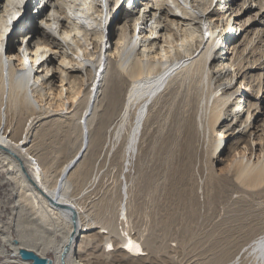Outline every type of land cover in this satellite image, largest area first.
Returning a JSON list of instances; mask_svg holds the SVG:
<instances>
[{
	"label": "bare ground",
	"instance_id": "6f19581e",
	"mask_svg": "<svg viewBox=\"0 0 264 264\" xmlns=\"http://www.w3.org/2000/svg\"><path fill=\"white\" fill-rule=\"evenodd\" d=\"M119 1L114 0V6L109 7L105 0H39L46 4V12L29 14L33 0H26L25 4L24 0H0V169L8 170L7 180L18 196L16 204L20 216L15 226L17 242L9 229H4L0 238L13 255L18 254L32 264H87L80 252L82 242L92 240L93 235L88 232L96 227L98 233L113 231L110 224L98 225L101 222L93 221L77 200L99 181L100 171H93L78 195L70 194L74 185L70 175L74 173L78 180L82 173L74 170L82 164L89 147V125L98 103L103 107L94 131L93 156L98 153L104 136L109 152L124 140L123 164L118 175L117 221L127 227L128 175L155 104L161 101L151 119H156L168 105L170 127L156 148V166L145 175L144 188L157 190L166 184L168 198L178 201L184 195L180 193L181 187L192 178L199 131L208 142L207 154L218 157L222 155L219 152L229 130H238L244 136L251 126L249 120L253 114L247 111L245 119L240 117L244 106L237 99L236 102L235 98L231 99L237 92L230 71L236 58L229 56V62L224 63L225 58L220 55L221 44L231 48L232 53L238 49L235 42L239 38L236 37L220 39L219 45L224 31L219 29V17H225L227 11L217 14V9L209 10L213 0H155V3L146 0L134 11L123 4L129 0H122L115 13ZM167 1H171L172 10L168 9ZM122 9L125 24L112 46L111 24ZM109 18L112 19L107 33ZM241 26L239 23L238 27ZM263 65L260 64V69ZM107 66L111 73L103 91L102 73ZM74 72L81 75H73ZM82 72H86L87 81L91 80L87 92ZM262 76L259 72L255 79L261 82ZM252 105L258 111L261 108L260 100ZM74 110L82 111L80 146L61 165L54 184H50L47 173L27 146L30 129L42 116ZM11 113L28 124L19 139L10 136L8 130L13 124L9 120ZM82 148V156L68 170ZM171 161L180 166L173 168ZM164 162L168 167L161 179L160 168ZM96 163L94 168L99 166ZM229 166L238 183L235 186L242 190H259L247 192L249 196H264V150L257 160L242 157ZM64 173L66 177L61 180ZM47 194L62 204L74 206L77 223H73L69 209L58 207ZM258 217L247 216L225 228L221 225V232L210 243L213 256L209 264H220L221 253L225 258L230 257L231 246H238V250L225 264H264V227L258 229L253 223ZM166 219L164 223H170L173 217ZM242 230L247 234L237 241L236 234ZM77 239L80 243H75ZM105 247L114 249L110 241ZM121 248L128 254H145L141 244L128 232ZM47 250L54 252L55 259L44 256ZM3 252L1 248L0 253ZM29 253L36 258L28 259Z\"/></svg>",
	"mask_w": 264,
	"mask_h": 264
},
{
	"label": "rangeland",
	"instance_id": "374dc122",
	"mask_svg": "<svg viewBox=\"0 0 264 264\" xmlns=\"http://www.w3.org/2000/svg\"><path fill=\"white\" fill-rule=\"evenodd\" d=\"M105 1L109 7L114 6V0ZM145 1L129 0L124 1L123 4L136 11L138 6ZM152 2L155 3V0ZM25 3L26 0H24ZM121 4L122 0L116 4L115 13ZM166 4L169 10L173 9L171 1H167ZM31 5L33 8L29 9V14L47 9L46 4L39 3V0H33ZM212 8L217 9V14L227 11L225 17H219V29L224 30L219 38V45L220 39L239 38L235 42L238 48L236 52L232 53L231 48L221 44L220 55L225 58L224 63L229 62V56H233V59L236 58L230 71L234 75L233 86L237 88V92L231 99L235 98L234 102L237 99L243 104L244 112L240 117L245 119L247 111L253 114L249 120L251 126L244 136L238 133V130H229L223 148L219 152L222 155H218V157L207 154L208 142L204 139L203 133L199 131L196 139L192 178L181 187L180 193L182 195L184 192V195L183 199L178 201L173 197L168 198L166 184L157 190L144 188L145 175L153 171L156 166V148L170 127L171 116L168 105L161 109L156 119H151L152 113L159 109L161 101L155 104L151 110L150 119L144 126L138 153L128 175L126 207L129 226L127 227L126 224L117 221L120 202L118 175L123 164L124 140H121L116 148H112L109 152L104 143V136L98 153L95 154V157L93 156L94 131L98 125V113L103 107L102 103H98L96 115L94 114L89 125V147L84 154L82 164L80 163L74 170L78 174L82 173L78 180L74 173L70 175V180L74 184L70 194L78 195L87 185L93 171H100L99 181L77 200L84 206L93 221L101 222L98 225L110 224L113 231L111 234L98 233L99 228L96 227L88 232L93 235L92 240L89 243L82 242L80 252L81 259L87 264H209L208 261L213 256V251L210 249L211 240L221 232L222 227L225 228L231 222H234L232 224L234 225L242 218L255 215H259V217L253 220L254 225L258 226V229L264 227V196H249L247 192H258L259 190H242L235 186L234 184L238 183L229 171L230 162L242 159V157L243 160L247 157L257 160L258 155H261L264 150V65L260 69V64L264 63V0H213L209 10ZM107 9L108 7H106ZM123 13L124 9L119 12L118 18L111 24L112 46L117 40L120 28H123L125 24ZM111 19L108 20L107 33L110 32L108 28ZM239 23L242 24L241 27H238ZM20 37L16 39L17 43L20 42ZM259 72H262L263 75L261 82L255 79ZM110 73V67L107 66L102 73L101 89L103 91L107 86L106 79ZM73 75L80 76L81 74L74 72ZM82 76H85L84 88L87 92L91 80L87 81L86 72H82ZM86 95L87 93L84 96ZM101 97L103 94L100 96V102ZM257 100H260L261 105L259 111L252 105ZM81 112L76 113L74 110L62 115L42 116L30 129L27 146L47 173L50 184H54L61 165L80 146L79 117ZM11 115L12 113L9 114V120L13 124L9 125L8 130H10V136L19 139L23 128H26L28 124L25 119ZM256 117H258L257 122ZM106 133L108 135L109 132ZM90 157L91 159H89ZM88 159L90 161L86 162ZM95 163L96 166L99 165L96 168H94ZM171 166L174 168L180 166V163L171 161ZM166 167L168 165L164 162L160 168L161 179L165 177ZM7 172L6 167L0 169V233L4 229H9L10 234L17 239L15 226L20 218L16 204L18 196L7 180ZM225 176H227V180L223 179ZM166 190L167 193H165ZM160 201L164 203H159ZM24 212L22 213L23 217H25ZM234 214L235 216H232ZM169 216L173 217V220L170 223H164V220H168L166 218ZM25 225L28 223L25 222ZM127 232L141 244L145 254L132 255L122 250L121 244ZM246 234L247 231L242 230L241 233L236 234V240L244 239ZM108 241L113 244L114 249H106L105 243ZM2 243L0 238V249L2 248L4 251L0 253V264L31 263L22 260L18 254L13 255L9 246L2 245ZM75 243H80V239H77ZM237 250L238 246L237 248L231 246L232 253L228 258H225V255L221 253L220 264H225ZM44 256L55 259V254L51 250L45 251Z\"/></svg>",
	"mask_w": 264,
	"mask_h": 264
},
{
	"label": "water",
	"instance_id": "95a60500",
	"mask_svg": "<svg viewBox=\"0 0 264 264\" xmlns=\"http://www.w3.org/2000/svg\"><path fill=\"white\" fill-rule=\"evenodd\" d=\"M84 151V148H82L81 152L78 154V156L76 157V159L74 160V162L69 166L68 170H70L74 164L76 163V161L82 156V153ZM67 173H64L61 177V180H63L66 177ZM47 198L53 202L54 204H56L58 207H61L63 209H69L70 213H71V218L73 220V223L76 224L77 223V210L74 206L70 205V204H62L61 202H58V200H56L55 198H53L50 194H47ZM15 242H17V239L14 240ZM68 248L65 249V252L67 251ZM31 255V253H29ZM26 255V254H24ZM28 256V259H32V258H36L35 255H31Z\"/></svg>",
	"mask_w": 264,
	"mask_h": 264
},
{
	"label": "snow or ice",
	"instance_id": "6c2138e0",
	"mask_svg": "<svg viewBox=\"0 0 264 264\" xmlns=\"http://www.w3.org/2000/svg\"><path fill=\"white\" fill-rule=\"evenodd\" d=\"M25 63H27V60L25 61Z\"/></svg>",
	"mask_w": 264,
	"mask_h": 264
}]
</instances>
